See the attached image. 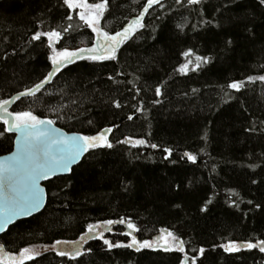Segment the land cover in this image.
I'll use <instances>...</instances> for the list:
<instances>
[{
  "label": "trees",
  "instance_id": "trees-1",
  "mask_svg": "<svg viewBox=\"0 0 264 264\" xmlns=\"http://www.w3.org/2000/svg\"><path fill=\"white\" fill-rule=\"evenodd\" d=\"M144 2L110 0L101 27L110 34L119 31ZM221 2L204 0L198 9H203L206 19L216 16L214 23L219 22V28L193 30L191 25L199 20L196 12L180 9L157 20L160 13L150 10L144 21L147 28L120 50L117 60L103 64L79 61L65 68L41 93L13 106L12 111L31 110L40 118L52 119L67 132L95 135L113 125L119 127L109 134L113 149L86 154L69 176L45 185L47 202L42 212L15 223L0 237L5 253L18 254L21 248L44 247L55 240H76L88 223L127 216L141 229L135 233L138 240H152L167 228L186 242L189 257L193 248L208 249L198 264H264V254L255 249L233 255L219 248L212 251L213 245L229 240L264 239V210L255 209V204L264 203V85L248 84L243 93H233L228 103L222 91L232 79L264 75L260 67L264 64V11L256 7L255 0H239L238 6L221 15L215 11ZM59 3L0 0V54L16 51L7 62L0 60V99L32 87L50 70L46 38L34 45L28 40L39 30L37 18L45 21L43 30L61 23ZM166 5L176 8L174 0H166ZM245 16L254 18V37L236 21ZM185 17L188 26L179 33L175 26ZM73 23L74 30L56 45L58 50L91 45L94 34L90 29L78 17ZM153 35L158 39L153 40ZM229 38L233 44L226 47ZM188 48L212 57L213 63L187 75L176 73L174 69L184 63L180 53ZM109 76L114 80L109 81ZM157 84H164L165 94L154 105ZM114 100L123 107H112ZM141 106L144 111L136 112ZM129 115L133 120L127 119ZM253 125L256 131H245ZM205 132L206 141L201 139ZM125 136L147 139L160 148L117 144ZM10 137V141L0 137V143L12 147ZM165 147L173 149L169 161L163 160ZM185 151L198 156L197 164L180 159ZM8 152L0 151V155ZM252 179L259 183L253 185ZM177 184L181 185L178 192ZM206 198L213 204L203 213L199 209ZM233 199L238 209L228 207ZM121 231L125 228L116 226L106 237L127 243L128 237L116 234ZM88 246L93 253L82 257L80 264H179L178 258L184 255L128 249L106 253L100 251L98 241ZM0 264H8L1 254ZM25 264L76 262L47 251Z\"/></svg>",
  "mask_w": 264,
  "mask_h": 264
},
{
  "label": "snow or ice",
  "instance_id": "snow-or-ice-1",
  "mask_svg": "<svg viewBox=\"0 0 264 264\" xmlns=\"http://www.w3.org/2000/svg\"><path fill=\"white\" fill-rule=\"evenodd\" d=\"M174 4L176 8L166 5V0H145L137 14L127 20V23L119 31L112 34L101 27V20L109 11L110 0H100V2L94 3H89L88 0H60L59 7L63 9L61 23L55 26L49 25L47 30L41 28L45 21L37 18L39 20L37 24L39 30L31 33L28 43L32 45H34V42L43 43L46 38L47 48L51 50L50 54L47 55V61L50 62L51 66L50 70L32 87L17 91L14 96L9 98L0 99V137L10 141L11 137L8 134H15V151L11 152V155L0 159V233L6 232L8 226L14 224L16 218L33 216L41 209L46 200V191L45 188L41 187V181L51 180L53 177L71 172L72 166L78 164L85 154L95 153L99 149H113L114 144L109 140V134L119 127V125H113L102 129L95 135L80 133L69 135L54 127L55 121L52 119H42L31 110L9 111V108L17 105V102H23L26 97H35L38 93H41L45 86L52 83L58 74L78 61L103 64L106 61L117 60L120 50L129 41L133 40L137 34H142V31L147 28L144 21L145 17L150 14V10L151 12L160 13L155 17L157 20L161 19V15L168 16L172 13H179L180 9L189 13L196 12L199 20L197 24L191 25L193 30L208 28L209 26L216 28L221 26L219 22L214 23V21H217L216 16L206 19L203 9L198 10L204 4V0H174ZM238 4L239 0H222L215 11L223 15L224 12L231 10L234 5L238 6ZM255 4L257 8L264 11V0H255ZM48 11L51 12L52 10L48 9ZM134 11L136 10L134 9ZM77 17L94 34L91 46L80 47L75 50H69L68 48L58 50L56 45L66 35L72 33L74 30L73 22ZM236 21L243 23L246 30L253 37L255 36L254 18L237 17ZM249 24H252L253 27L249 28ZM187 26V18L185 17L184 22L177 23L175 27L179 33H183ZM152 39L157 40V35H153ZM232 44L233 40L231 38L227 39L226 47ZM15 55V49L12 53L5 51L0 54V60L7 62L10 56ZM180 55L183 57L184 63L179 64L174 71L181 75H187L189 71L196 72L202 66L213 63L212 57L197 55L192 48L182 51ZM260 67L264 69V64ZM108 80L113 81L114 77L109 76ZM257 83L264 85V75H248L242 80H230L222 89L226 98L224 103H228L234 98L233 93H243L248 84L255 85ZM196 91V89H193V92ZM139 94L140 89H137L136 96H139ZM164 94V84H157L153 89L154 99L152 103L154 105L160 104L162 102L160 97ZM133 99H135V96ZM112 107L120 109L123 105L119 100H114L112 101ZM143 111L142 106L136 108V112L142 113ZM133 118V115L127 117L128 120H133ZM91 123L92 121H89V124ZM245 131H256V127L253 125L246 128ZM201 139L207 140V132L201 136ZM117 144L129 145L133 148H160V145L149 143L147 139H133L128 136L118 140ZM0 151H11V147H5L3 143H0ZM162 153L163 160L169 161L173 156V149L165 147L162 149ZM180 159L193 165L198 162V156L188 151H185ZM172 163H176V161L173 160ZM256 167H259V165ZM211 179H214V177H211ZM5 181H7L6 192L3 191ZM251 183L256 185L259 181L252 179ZM212 188H216L215 183L212 184ZM180 189L181 185L177 184L176 191L178 192ZM232 195L236 196L237 194L233 192ZM247 203L252 205L253 201L249 200ZM212 204L213 200L206 198L199 211L207 213L209 211L208 206ZM228 207L238 209L239 204L233 199ZM255 209L264 210V203L255 204ZM117 225H122L126 229L116 234L129 237L127 243L113 241L106 237V233H113ZM140 231L141 229L133 222L131 217L101 219L95 223L86 224L76 240H55L50 245L44 246L43 251H34L32 248L24 247L19 250L18 256H10L8 259L13 261V264H25L26 261H34L37 257L43 255V252L52 251L57 257L66 258L67 261L80 264L82 257L93 253L91 246L85 248V245H89L90 241L100 242V251L106 253H111L115 249H128L136 253H142L145 250L156 253H182L184 254L183 258H178L179 264H198L201 258H205L208 251L204 247L193 248V255L189 257L186 253V242L174 231L163 228L159 230V235L152 240H138L135 233ZM216 248L222 249L223 253L228 255L243 251L251 252L254 249L264 254V239H256L254 242L252 239L245 241L229 240L226 243L213 245L212 251H215Z\"/></svg>",
  "mask_w": 264,
  "mask_h": 264
},
{
  "label": "water",
  "instance_id": "water-1",
  "mask_svg": "<svg viewBox=\"0 0 264 264\" xmlns=\"http://www.w3.org/2000/svg\"><path fill=\"white\" fill-rule=\"evenodd\" d=\"M132 18H133V17H132ZM90 46H91V45H89V46H84V47H90ZM78 62H79V61H78ZM76 63H77V62H76ZM72 65H73V64H72ZM69 66H71V65H69ZM50 84H51V83H50ZM50 84H48V85H50ZM48 85H46L45 87H47ZM15 94H16V93H15ZM15 94H13L12 96H14ZM26 98H27V97H26ZM12 108H13V107L9 108V111H12ZM42 119H43V118H42ZM54 127L59 128L61 131H63L64 133H67V134H69V135H71V134H73V133H77V132H67L66 130H64V129L58 127L56 124H54ZM80 134H81V133H80ZM8 135H10V136L13 137L11 151H9V152L6 153V154H2V155H0V159H2V158L5 157V156H9V155H11V152H14V151H15V134H8ZM85 155H86V154H85ZM82 159H83V158H82ZM82 159H81V161H82ZM81 161H80V162H81ZM80 162H79L78 164H80ZM78 164L73 165V166H72V169H73L74 167H76ZM71 171H72V170H71ZM70 173H71V172L66 173V174H63V175H60V176L53 177L51 180H53V179H55V178H58V177L69 176ZM51 180H43V181H41V182H40L41 187L45 188V187H44V184L50 182ZM4 184H5V188L3 189V191L6 192V191H7V188H6L7 181H5ZM45 191H46V188H45ZM46 202H47V192H46V200H45V203L43 204V206L41 207V209H40L38 212H36L33 216H36L37 214H39V213L42 212V210L44 209V207H45V205H46ZM33 216H29V217H26V218H23V217H21V218H16L14 224L17 223V222H19V221H21V220L29 219V218H31V217H33ZM14 224L9 225L8 228H7V230H8L10 227H12ZM117 226H119V225H117ZM125 230H126V229H125ZM6 232H7V231H6ZM6 232H4V233H0V237H1L2 235H4ZM0 254H1V256H2L3 259H5V260H7V261H11V260L8 259V257H10V255H8L7 253L4 252L3 246H1V245H0ZM11 257H12V256H11Z\"/></svg>",
  "mask_w": 264,
  "mask_h": 264
},
{
  "label": "rangeland",
  "instance_id": "rangeland-1",
  "mask_svg": "<svg viewBox=\"0 0 264 264\" xmlns=\"http://www.w3.org/2000/svg\"><path fill=\"white\" fill-rule=\"evenodd\" d=\"M129 237H128V241H129ZM63 247H69V246H63ZM29 248H32L34 251L35 250H40V251H43V248L44 247H36V246H31V247H29ZM15 256H18V254H14V256L13 257H15ZM5 263H8V264H13V261H7V260H5V259H2Z\"/></svg>",
  "mask_w": 264,
  "mask_h": 264
},
{
  "label": "flooded vegetation",
  "instance_id": "flooded-vegetation-1",
  "mask_svg": "<svg viewBox=\"0 0 264 264\" xmlns=\"http://www.w3.org/2000/svg\"><path fill=\"white\" fill-rule=\"evenodd\" d=\"M46 184H47V183H46ZM46 184H44V187H45V185H46ZM45 188H46V187H45ZM7 254H8V253H7ZM8 255H10V254H8ZM10 256H12V257H13V256H14V254H11ZM1 257H2V256H1Z\"/></svg>",
  "mask_w": 264,
  "mask_h": 264
}]
</instances>
